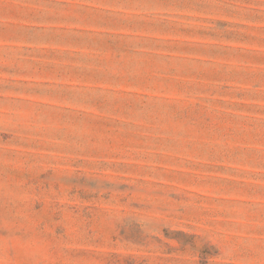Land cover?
Wrapping results in <instances>:
<instances>
[{"label":"rangeland","instance_id":"374dc122","mask_svg":"<svg viewBox=\"0 0 264 264\" xmlns=\"http://www.w3.org/2000/svg\"><path fill=\"white\" fill-rule=\"evenodd\" d=\"M0 264H264V0H0Z\"/></svg>","mask_w":264,"mask_h":264}]
</instances>
